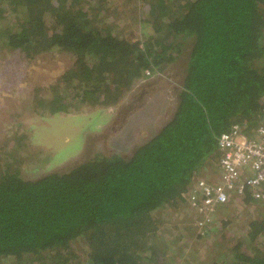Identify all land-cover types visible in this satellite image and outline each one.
Returning <instances> with one entry per match:
<instances>
[{"label": "trees", "instance_id": "obj_1", "mask_svg": "<svg viewBox=\"0 0 264 264\" xmlns=\"http://www.w3.org/2000/svg\"><path fill=\"white\" fill-rule=\"evenodd\" d=\"M122 17L140 20L142 39L124 34ZM50 52L73 65L36 89L41 116L116 106L180 61L176 109L130 155L99 150L39 177L25 175L39 152L24 134L2 144L0 264H168L161 209L186 206L188 187L218 164L222 133L241 124L251 136L263 117L264 0H0V58ZM229 223L210 264H264V214L238 238Z\"/></svg>", "mask_w": 264, "mask_h": 264}, {"label": "rangeland", "instance_id": "obj_2", "mask_svg": "<svg viewBox=\"0 0 264 264\" xmlns=\"http://www.w3.org/2000/svg\"><path fill=\"white\" fill-rule=\"evenodd\" d=\"M139 21L121 19L127 37L142 39ZM182 64L175 62L166 73L164 70L156 78L141 79L116 106L85 107L44 117L32 109L35 94H38L36 89L55 83L72 67V56L61 52L44 53L34 59L17 53L5 55V59L0 58V146L13 136L24 134L21 140L28 149H38L39 154H35L33 163L25 171L27 178L69 169L99 150L106 154L122 151L123 155H130L175 112V91L182 82ZM42 153H52L55 158L49 157L45 163ZM219 177L216 165L212 172L200 178L216 182ZM256 201L257 204L254 201L246 204L241 197L232 195L205 229L195 225L199 216L188 212L187 206L161 209L157 234L170 247L168 251L164 246L170 254L168 264H210L209 253L225 222L230 221L226 228L228 237L238 238L245 233L249 218L264 214V199ZM206 233L207 236L198 238L199 234ZM261 242L264 246V238Z\"/></svg>", "mask_w": 264, "mask_h": 264}, {"label": "built area", "instance_id": "obj_3", "mask_svg": "<svg viewBox=\"0 0 264 264\" xmlns=\"http://www.w3.org/2000/svg\"><path fill=\"white\" fill-rule=\"evenodd\" d=\"M245 127L235 124L218 138V180L198 178L183 194L188 212L199 216L195 225L202 229L212 223L216 211L226 205L232 195L245 199L250 192L255 200L264 199V108L255 133L250 136Z\"/></svg>", "mask_w": 264, "mask_h": 264}, {"label": "flooded vegetation", "instance_id": "obj_4", "mask_svg": "<svg viewBox=\"0 0 264 264\" xmlns=\"http://www.w3.org/2000/svg\"><path fill=\"white\" fill-rule=\"evenodd\" d=\"M167 123H168V122H167ZM167 123H165V124H167ZM165 124H164V125H165ZM164 125H162V127H163ZM162 127H161V128H162Z\"/></svg>", "mask_w": 264, "mask_h": 264}]
</instances>
